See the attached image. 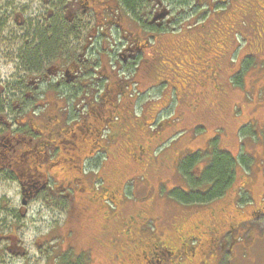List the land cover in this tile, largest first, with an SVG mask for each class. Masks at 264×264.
<instances>
[{
	"label": "flooded vegetation",
	"instance_id": "obj_1",
	"mask_svg": "<svg viewBox=\"0 0 264 264\" xmlns=\"http://www.w3.org/2000/svg\"><path fill=\"white\" fill-rule=\"evenodd\" d=\"M114 1L121 4L116 11ZM227 1L0 0V112L44 113L52 107L53 94L61 98L72 94L75 86L80 87L84 74L92 71L100 36L107 34L111 60H119L130 68L140 63L147 65L149 60L155 61L167 53L186 54L191 48L214 63L194 80L195 89L190 96L195 103L199 102L191 116L196 120L207 118V167L214 157L228 153L238 134L248 136V140H259L262 146L264 103L246 100L239 115L231 113L238 94L227 82L240 72L244 74L246 54L243 44H228L236 14L232 12L230 17L219 20L215 31L205 25L200 27V19L211 3L226 6ZM53 43L55 48L52 49ZM44 47L46 55L42 56ZM263 49L264 46H249L247 55L254 61H264ZM7 63L14 66L11 74L3 73ZM142 72L134 80L136 91L141 90L142 95L149 88L164 84L163 74L150 76L143 67ZM251 85L252 91L255 90L253 85L258 87L257 91L261 88L254 81ZM51 88H55V93ZM203 102L205 105H200ZM114 112L115 109H108L101 125L93 126L92 133L88 134L93 135L94 140H116L115 144L119 142L121 146L119 153L112 156L114 177L110 180V189L103 192L106 198L101 203L98 199L86 202L84 196L78 194L83 189L74 185L81 178L71 173L72 179L68 176L60 179L58 170L53 172L58 159L50 160L54 152L63 147L71 148L75 156L71 158L73 164L85 160L81 159V153L77 155L80 145L75 141L86 135L84 129L79 133L80 129L74 127L69 133L62 130V126L29 124L18 117L0 115V181L16 185L19 202L17 207L11 200L2 201L0 206V264L5 263L6 256L13 261L26 255L19 237L25 208L34 202L47 206L54 199L66 197L69 201L65 205L64 221L68 218L70 222L65 251L68 258L92 250L94 244L104 264H175L183 260L180 264H220L223 257L227 264L244 257L249 261L252 251L264 243V226L260 224L264 218L263 149L246 153L251 165L242 164L245 172L237 185L226 181L215 186L219 191L212 195L213 182L205 176L207 171L203 173L201 164L191 171L194 182L191 188L181 187L172 183L176 182L178 174L161 169L146 154L135 153L132 143L129 147L124 142L147 140L150 110L142 106L140 118L133 119ZM113 117L118 118L115 121ZM207 128L211 129L210 133ZM214 142L217 148L211 151ZM94 154L88 159H93ZM236 175L237 172L233 180ZM247 176L253 178L248 180ZM124 178L132 181L130 198L124 197V190L118 184ZM233 186L237 188L235 192L230 189ZM69 190L77 196L71 195ZM175 190L200 193L202 199L196 197L186 203L169 200ZM105 201L111 205L109 210L104 208ZM85 228L94 231L79 244L83 239L80 232ZM45 239L36 238L34 245L46 247L48 240ZM82 245L85 247L79 249ZM114 252L119 258L117 261L109 257Z\"/></svg>",
	"mask_w": 264,
	"mask_h": 264
},
{
	"label": "trees",
	"instance_id": "obj_2",
	"mask_svg": "<svg viewBox=\"0 0 264 264\" xmlns=\"http://www.w3.org/2000/svg\"><path fill=\"white\" fill-rule=\"evenodd\" d=\"M114 2L116 11L121 4H119L118 1ZM227 2L226 6H213L211 3L207 13H205L200 19L202 21L200 27L205 25V27L211 28L212 31H215L217 30L214 27L215 24L219 22V20L230 17L231 13L234 12L236 14V20L234 19L235 26H232L230 29L228 44L233 43L234 46L243 44L246 54L249 46L255 45L256 48H262L264 46V0H228ZM249 22L254 24L259 40L255 42L240 43L237 41V38L242 34L246 35V26ZM239 40L242 41L241 38H239ZM54 46L53 43L52 49L55 48ZM42 49H44L42 50L44 53L41 52L43 53L42 56H45L46 48L44 47ZM109 50V39L107 34L100 36V43L96 48V58L94 60V66H92V71L89 70L84 74L80 87L77 88V86H75L74 92L69 96L61 98L60 96L53 94L51 97L52 107L50 110L44 113L35 111H28L25 113L0 112V115L18 117L29 124L37 122L43 123L48 127L62 126V130H67L69 133H72L71 131L74 127H78V129H80L79 133L81 131L83 132L82 129H84L85 132L83 133L88 135L92 133L93 126L99 127L101 125L99 123L104 119L108 109H115L116 113L114 112V114L122 112V115L125 117H131V119H133L140 118L139 114L141 112V107L143 106L150 110V115H152L149 119L150 122L147 125V140L124 141L129 147L131 143L134 145L133 151H135V153L139 155L140 153L146 154L156 164L161 166V169L171 172L173 171L176 175L178 174L179 177L176 178V182L172 183L179 184L181 187L184 186L191 188V185H193L192 183H194L192 182L193 178L191 176V171L197 164H200L201 161L204 162V166L201 164L203 166V173L207 171L205 176L213 182L214 187L212 191L213 193L211 192L212 195H215L219 191L215 188L221 186L222 183L225 184L226 181H228L229 184L234 183L237 185L240 176L245 172V168H243L240 160H237V163L240 162L241 166L238 163V166L236 167L237 163H235V169H232L234 160L228 153H224L222 156L214 157L211 166L207 167L208 160H206L205 156V125L207 123V118L196 120L191 116L194 107L199 105L197 104L199 102L195 103L190 98L192 95L191 91L195 89V85L193 84L194 80H198L200 75L207 72V67L214 63L210 62V59L208 60L207 56L202 54L196 48H191L188 49L189 53L186 54L181 51H175L173 54L165 53L166 55L162 58L160 57L155 61L149 60L147 65L140 63L137 67L130 68L124 66L119 60L112 61ZM234 51H236V48ZM252 61L253 64L251 66L246 70L245 68L243 69L245 76L243 78L244 85L242 88L247 91H251V84L253 81L256 82L257 86L261 87L260 89L264 86V72L260 70L259 65H257L264 64V61ZM200 62H203V64H198ZM28 63L30 64V61H28ZM28 63L27 66H29ZM234 65L235 64H232V67L236 68ZM195 66L204 73L194 78H186L188 76L186 72H190ZM142 67L150 76L153 73L164 75V84L158 87L149 88L144 95L141 94V90H139V92L136 91L134 82L140 74H143ZM241 73L242 72H240V74ZM188 80L189 82L187 84L186 82ZM228 86L230 87L229 83ZM253 87L255 89L254 92H257L256 89H258V87L254 85ZM51 89L53 91L55 90V88ZM151 92L154 93V98L150 95ZM104 94L105 96H103ZM174 97L177 102L173 115L170 117L167 112L170 113V111H172L170 107L173 106L172 99ZM143 98L144 100H142ZM237 100L238 96L234 101ZM200 105L203 106L205 104L203 102ZM115 117L113 118L115 119ZM153 117L154 119L152 122L151 119ZM187 117L190 118L189 124L192 126L196 125L195 129L204 130L205 135L200 136V133L197 135L193 133L189 137H185L184 135L183 139L181 138L183 135L175 138L174 136L178 133L174 130L175 126L177 124L179 125L182 120L184 122ZM107 126L108 124L106 123L105 127ZM86 127H88L87 130L85 129ZM75 141L77 142V140ZM90 141L92 150L95 149V154L93 153L95 158H89L88 160H93V167L88 168V166H84L83 163L87 164L88 162L83 160L78 163L75 162V166L72 164L69 168H63V166H66L64 163L66 160L62 158L63 149L61 148L54 152V158L52 157L50 160L54 161L55 158L58 159L59 163L56 166H53V172L58 170L60 179H62L61 177L65 178L67 176L69 179H72L71 173L74 174L75 177L81 178L80 182L74 183V185L77 188L80 187V189H83V191L81 193L78 192V194L84 196L86 202H96L98 199L101 203V201L106 198L103 192L110 189V180L114 177L113 172L115 169V163L112 156L119 153L121 146H118L119 142H117V145L115 144L116 140L91 139ZM96 150L97 152L99 150V153H97ZM179 157H181V163L179 162ZM67 159L69 160L70 158L67 157ZM78 164L79 166L77 167ZM116 166L118 168L117 162ZM74 170L77 174L76 172L73 173ZM236 172L237 175L235 180H233V174H236ZM128 182L129 179L124 178V180L118 184L122 190H124ZM230 189H233L234 192L237 190L235 186ZM69 193L77 196L72 190H69ZM202 195L203 194L200 193L192 194L190 191L183 192L182 190H175L171 193L169 200L178 199V201L186 203L196 200V197L202 199ZM172 196L174 197L173 199ZM124 197L128 198L127 196ZM106 203V201L103 202L104 208L106 207ZM236 205L239 208L240 204L237 203ZM89 215L91 216L92 214L89 213ZM90 227H93V225L90 224ZM93 231V228H85L81 231L80 234L82 233L81 237L83 239L79 244H82L85 239L87 240L89 238L87 234ZM82 247L84 248L85 245L79 246V249ZM87 255V251L85 250L80 253L78 257L73 259L67 257L66 260H64L63 263L60 262V264H91L93 261L88 259ZM109 257L114 261L119 259L116 252ZM181 259L183 260V256L180 257V260ZM159 261H161V259H159ZM183 261L180 263H183ZM98 263L104 264L103 261ZM180 263L178 262L175 264Z\"/></svg>",
	"mask_w": 264,
	"mask_h": 264
},
{
	"label": "rangeland",
	"instance_id": "obj_3",
	"mask_svg": "<svg viewBox=\"0 0 264 264\" xmlns=\"http://www.w3.org/2000/svg\"><path fill=\"white\" fill-rule=\"evenodd\" d=\"M246 29V35L242 34L239 38L242 39V41L237 38L238 42H255L258 41V35L256 34V28L253 23L249 22L247 24ZM242 36V37H241ZM253 58L245 55V63L246 65L243 66L245 70L253 64ZM198 64H203V62H200ZM260 67V70L264 72V64H257ZM237 67V65H234ZM3 73L11 74L13 71V64L7 63L4 66ZM204 72L200 69L195 68L190 71L186 72L188 75L186 78H194L200 74H203ZM245 74H236L228 79V83L232 89V91L238 93V100L236 104L233 105L231 108V113L234 115H239L242 104L247 100L248 102H252L254 104H263L264 103V88L260 89L257 92L250 91L243 89V78ZM189 80L186 82L188 84ZM152 95V98H154V93H150ZM151 99V98H150ZM144 100V98L142 99ZM145 102V101H144ZM143 102V103H144ZM173 106L170 107L172 111L167 112L169 116L171 117L173 115V111L175 109L176 105V98L174 97L172 99ZM69 120V119H68ZM190 118L187 117V119L183 122L175 126L174 130L178 133L174 136L175 138H178L179 136H182L183 139L184 135L190 136L193 133L196 135L200 133V136L205 135L204 130L195 129V126H192L189 124ZM180 131V132H179ZM208 133L211 132L210 128H207ZM84 138H81L80 140H77V143L80 145L79 151H77V155L81 153V159L85 158L86 163H83L84 166L93 167V160H88V156H92L95 149L92 150L91 148V139L94 138L93 135H84ZM237 139L234 141V145L231 146L228 150V153L232 156L234 162H233V168L235 169V163H237L236 157L240 158L241 164H245L246 166L251 165L250 158L246 155V153L250 150L252 151H260L263 149L264 151V143H262V146L260 145L259 140H248L250 139L248 136L244 134H238ZM193 141V140H189ZM216 142L211 146V151L216 149ZM238 148V151H236ZM73 152V151H72ZM264 153V152H263ZM239 155V156H238ZM230 156V157H231ZM235 156V159L234 157ZM67 157L70 159L68 160ZM74 154L71 153V150L68 147H63V153L62 158H64L66 161L64 162L66 166L65 167H71L73 164L71 162V158H74ZM63 159V160H64ZM239 165L241 166V164ZM238 163L236 164V167L238 166ZM75 164V162H74ZM200 164L204 166V162L201 161ZM79 164L77 165V167ZM17 171V170H16ZM70 174V173H68ZM248 180L253 177H246ZM257 184V183H256ZM255 183H252L253 186L256 185ZM132 181H130L126 187L124 188L123 194L130 197V191H131ZM8 198V199H7ZM7 200H11L14 202V206H18V194L16 190V185L11 183L10 181H0V206L2 205V201L6 202ZM69 201V199L66 197L65 199L58 198L54 199L53 202L49 203L47 206H41L37 202L31 203L29 207L25 208L26 215L22 217L20 221V228H19V237L21 239V242L24 246V249L26 251V255L23 257L14 258L13 261H11L10 257H5V263L4 264H60L63 263L64 260H66V250H67V231L69 228V221L68 218H64L66 216V202ZM111 205L106 204V209H110ZM24 209V207H23ZM264 219V218H263ZM261 220V225L264 226V220ZM48 240L47 246L43 247H37L34 245V240L36 238H44ZM45 239V240H46ZM261 246V245H259ZM93 249L92 250H86L88 259H91L93 262L91 264H100L98 262H102L101 259L103 256L99 253L98 246L92 244ZM252 261V262H251ZM256 261V264H264V243L261 247L255 248L252 253L250 260L248 261L246 257H244L241 260L236 261L235 263L231 264H253V262ZM91 262V261H90ZM151 264V263H150ZM220 264H227L226 263V257H223Z\"/></svg>",
	"mask_w": 264,
	"mask_h": 264
}]
</instances>
